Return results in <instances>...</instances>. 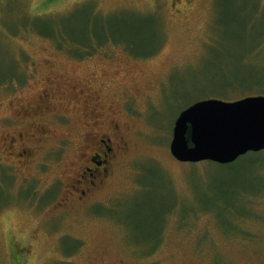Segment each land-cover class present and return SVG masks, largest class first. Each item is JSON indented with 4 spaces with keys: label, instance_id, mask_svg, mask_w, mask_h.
Returning <instances> with one entry per match:
<instances>
[{
    "label": "rangeland",
    "instance_id": "obj_1",
    "mask_svg": "<svg viewBox=\"0 0 264 264\" xmlns=\"http://www.w3.org/2000/svg\"><path fill=\"white\" fill-rule=\"evenodd\" d=\"M87 39L100 47L76 58ZM248 96L264 97V0H0V264L264 262V150L169 152L185 108ZM39 125L37 164L17 171L4 134ZM88 131L122 149L80 202Z\"/></svg>",
    "mask_w": 264,
    "mask_h": 264
},
{
    "label": "water",
    "instance_id": "obj_2",
    "mask_svg": "<svg viewBox=\"0 0 264 264\" xmlns=\"http://www.w3.org/2000/svg\"><path fill=\"white\" fill-rule=\"evenodd\" d=\"M264 150V97L205 99L176 117L169 152L179 163H233Z\"/></svg>",
    "mask_w": 264,
    "mask_h": 264
},
{
    "label": "flooded vegetation",
    "instance_id": "obj_3",
    "mask_svg": "<svg viewBox=\"0 0 264 264\" xmlns=\"http://www.w3.org/2000/svg\"><path fill=\"white\" fill-rule=\"evenodd\" d=\"M49 99L50 97L46 92L40 98L42 102ZM4 135L6 159L13 164L17 171L21 172L20 166L26 170L37 164V154L35 152L39 150L35 146L39 145L41 139L47 135L44 126H36L32 132L30 131L27 134V139L22 132L18 133L13 129ZM85 135L87 136L85 141L87 150L80 155L79 167L75 172V183L70 185L72 190L70 193L74 195L73 199L80 202L91 196L107 182L115 166L118 153L122 149L118 144L114 146L113 140L103 133L88 131L85 132ZM35 137L38 138L35 139ZM46 155H48V152ZM26 176H28L27 172ZM259 264H264V262L259 260Z\"/></svg>",
    "mask_w": 264,
    "mask_h": 264
},
{
    "label": "trees",
    "instance_id": "obj_4",
    "mask_svg": "<svg viewBox=\"0 0 264 264\" xmlns=\"http://www.w3.org/2000/svg\"><path fill=\"white\" fill-rule=\"evenodd\" d=\"M180 1V0H179ZM145 17V16H143ZM43 35V37H45L47 40H51L52 42H54L57 46H60V42H61V38H60V35H59V27L58 26H53L52 27V30L49 32V33H40ZM94 36V35H93ZM96 37V36H95ZM95 45L90 43V39H87V41L85 42H82V46H84V53H80L78 55V57L76 58H84L86 57L87 55L89 56H92L93 54H95V51H94V48H98L100 46H96V45H99V42L95 40ZM103 46V45H102ZM223 101H226V102H231V101H235L234 100H231V99H228V100H223ZM17 251H15V254H14V257H12L11 259V264H21L20 260L17 259Z\"/></svg>",
    "mask_w": 264,
    "mask_h": 264
}]
</instances>
